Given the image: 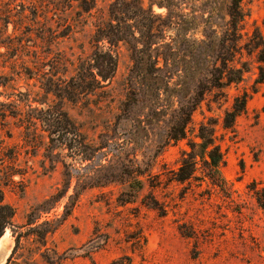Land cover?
Listing matches in <instances>:
<instances>
[{
  "label": "rangeland",
  "instance_id": "374dc122",
  "mask_svg": "<svg viewBox=\"0 0 264 264\" xmlns=\"http://www.w3.org/2000/svg\"><path fill=\"white\" fill-rule=\"evenodd\" d=\"M229 3L0 0V102L27 115L30 103L63 108L82 134L73 137L72 149L46 145V127L35 121L32 133L42 142L35 148L19 118L0 124L1 149L18 156L0 162V197L14 208L17 226L33 213L38 224L55 228L43 241L24 227L30 237L14 255L8 229L0 239L4 264H47V255L62 264L125 257L132 264H264V209L253 191L264 202V85L234 132L217 128L225 183H212L201 162L198 179L168 181L191 143L200 142V125L208 118L221 122L233 97L254 84V71L238 87L219 90L211 83L226 52L221 38ZM242 9L247 40L263 29L264 0H242ZM96 52L116 58L114 77L90 94L69 97ZM144 63L164 80L143 79ZM50 88L55 95L47 94ZM218 97L221 103L209 109ZM187 114V137L172 140ZM77 141H85L81 151ZM12 165L22 175L5 184Z\"/></svg>",
  "mask_w": 264,
  "mask_h": 264
},
{
  "label": "trees",
  "instance_id": "16d2710c",
  "mask_svg": "<svg viewBox=\"0 0 264 264\" xmlns=\"http://www.w3.org/2000/svg\"><path fill=\"white\" fill-rule=\"evenodd\" d=\"M227 12L230 16V21L228 29L224 33L223 38H221L222 46L226 52L220 56L222 68H217L214 72H210L211 83L219 90L230 89L232 86L238 87L245 81L246 74L254 71L256 75L254 84L250 90H245L243 93L236 94L233 97V102L231 106L225 110L221 122L214 120V118H208L206 122L200 125L197 135L200 142L191 143V150L184 154L180 167L173 172L172 177L168 178L170 182L185 184L198 179L197 173L199 171V162H201L207 168L208 177L212 183L220 186L225 183L222 176V166L225 164V156L221 145L218 143L216 136L217 128L220 126L225 131L234 132L238 118L247 114L249 101L254 94L259 92V88L264 85V18L263 29L256 27L253 32L248 35L247 40H244L243 26L246 15L242 9V0H230ZM245 58H249L250 61H246ZM92 61L93 64L89 67L83 66L80 68L78 75L82 83L80 82V84L74 88L76 91L71 93L67 92L69 97L76 96L75 94L77 91L79 92L78 94H90L97 88L96 84L101 85V83H106L114 77L118 63L112 53L96 52ZM139 64L142 66L143 62H139ZM153 68L152 65L150 66L144 63L143 67H141L143 79H150L155 82L164 80L162 77L156 76ZM86 81L91 82V84ZM2 86L5 85L0 84V87ZM57 91L58 90H52V88H50V90H47V94L49 95L52 93L55 95ZM200 101H204V98ZM26 103L29 102L27 101ZM213 103H221V99L218 97L213 102L210 101L208 104L209 109H211ZM40 104L46 105V107L38 110V108H32L31 103L29 105L27 104L29 108L28 112L32 113V115H27L18 113V111H23L21 108L18 109L12 107L9 103L0 102L1 126H6L8 117L19 118L21 122L20 127H23V124H25V141L35 148H41L42 142L36 139L38 136L35 132L32 133V127H35V121L42 122L48 133L47 139L49 141L46 145L60 142L63 146L72 149V143L76 141L73 140V137L82 135L78 126L63 108H52L47 102H40ZM187 115L188 119L183 121L179 128L172 134V140L178 142L187 137V126L189 122H191V115ZM78 142V149L81 151L82 147L85 145V141H77V143ZM4 151L5 148L2 150L0 147L1 163L6 162L3 157H6L10 161L13 160V162L17 160L16 157L18 156L15 150H12L9 155H6ZM1 167L2 164L0 165V169ZM17 174L22 175L14 170V166L12 165L7 171V174H4L6 177L4 183L9 184L12 182V178ZM253 191L255 192L257 202L264 209L263 198L259 196V192H256V190ZM32 215L33 213L29 214L26 225L17 226L15 223L16 212L14 208L4 203L3 197H0V239L5 235L8 229L11 230L12 236L16 242V247L12 255L15 254L17 248L21 245L22 239L30 237L29 230L22 231L24 227H32L30 231L35 233L34 235L37 239L39 238L43 241H46L47 235L55 230L51 222L48 221L38 224L36 220L31 218ZM45 227L46 229L43 230ZM11 258L12 256L8 261H10ZM46 259L47 264H62L57 260H53L48 255ZM112 264H132V261L130 258L125 257Z\"/></svg>",
  "mask_w": 264,
  "mask_h": 264
},
{
  "label": "water",
  "instance_id": "95a60500",
  "mask_svg": "<svg viewBox=\"0 0 264 264\" xmlns=\"http://www.w3.org/2000/svg\"><path fill=\"white\" fill-rule=\"evenodd\" d=\"M7 259V255L4 251L0 250V264H4L5 260Z\"/></svg>",
  "mask_w": 264,
  "mask_h": 264
}]
</instances>
